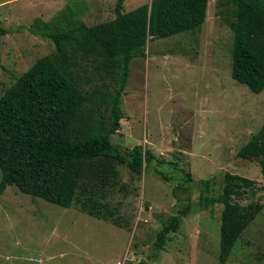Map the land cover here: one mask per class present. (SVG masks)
I'll return each mask as SVG.
<instances>
[{
	"label": "rangeland",
	"instance_id": "374dc122",
	"mask_svg": "<svg viewBox=\"0 0 264 264\" xmlns=\"http://www.w3.org/2000/svg\"><path fill=\"white\" fill-rule=\"evenodd\" d=\"M153 1L124 0L122 12ZM115 5L116 0H0V28L7 31L0 37V97L38 58L54 51L50 39L30 32L34 21L52 32L90 27L112 20ZM235 10L229 0H207L201 28L164 39L149 36L145 57L130 62L120 127L110 141L123 152L140 144L158 162L139 177L116 165L103 189L112 218L96 219L75 202L62 208L8 186L0 195V264H219L223 205L204 208L198 202L219 197L227 173L254 182L235 201L262 209L225 264H264V174L258 161L237 155L262 127L264 89L253 94L231 77ZM94 66L83 56L72 66L87 93L111 85ZM158 170L174 178L164 182ZM185 174L188 183L181 179ZM203 180L211 181L209 191L199 185ZM177 186H188V193L173 195ZM187 204L191 211L154 257L163 223Z\"/></svg>",
	"mask_w": 264,
	"mask_h": 264
},
{
	"label": "trees",
	"instance_id": "16d2710c",
	"mask_svg": "<svg viewBox=\"0 0 264 264\" xmlns=\"http://www.w3.org/2000/svg\"><path fill=\"white\" fill-rule=\"evenodd\" d=\"M229 1L236 9L231 77L259 94L264 89V0ZM123 2L116 0L112 20L90 27L79 24L52 32L39 20L30 26L32 34L52 41L54 51L38 58L0 97V195L6 187L14 186L23 194L62 208L75 202L90 217L112 218L114 211L106 202L107 189H103L115 177L116 165L139 177L147 166L158 162L140 144L123 152L110 141L120 127L129 64L135 57H145L149 36L164 39L201 28L207 0H154L150 6L125 13ZM63 14L68 17L71 12ZM6 34L0 28V37ZM78 56L94 60L96 74L109 78L111 85H103L102 91H84L72 69ZM237 155L258 161L264 174V122ZM166 164L181 172L177 163ZM168 174L157 171L164 182L174 178V173ZM181 179L191 181L189 174ZM199 185L209 191L212 184L203 180ZM253 186V181L227 173L219 197L198 202L204 208L223 205L219 264L226 263L238 238L262 209L258 204L241 206L235 201ZM179 190L188 193L189 187L177 186L173 195ZM190 211L191 205H184L163 223L154 243V257Z\"/></svg>",
	"mask_w": 264,
	"mask_h": 264
}]
</instances>
